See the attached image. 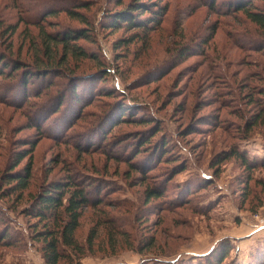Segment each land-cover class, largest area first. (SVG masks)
Instances as JSON below:
<instances>
[{
  "label": "rangeland",
  "instance_id": "1",
  "mask_svg": "<svg viewBox=\"0 0 264 264\" xmlns=\"http://www.w3.org/2000/svg\"><path fill=\"white\" fill-rule=\"evenodd\" d=\"M137 1L0 0V56L54 68L0 75V264H45L24 210L68 175L101 185L59 264H189L228 242L222 264H248L264 244V26L224 6L236 0ZM73 31L86 56L47 37ZM233 147L256 162L224 158ZM30 148L27 187L5 196L2 173Z\"/></svg>",
  "mask_w": 264,
  "mask_h": 264
},
{
  "label": "trees",
  "instance_id": "2",
  "mask_svg": "<svg viewBox=\"0 0 264 264\" xmlns=\"http://www.w3.org/2000/svg\"><path fill=\"white\" fill-rule=\"evenodd\" d=\"M135 3H138V1L133 0L130 6H134ZM208 4L210 8L218 9L221 3L220 0H212V2H208ZM230 4L226 5L224 3V6H228L231 9L233 8L236 10H242L243 12H245L246 16L255 24L264 26V12L249 9L250 6H253L252 0H236L232 1V3ZM124 14V12L120 13L119 16L117 14L116 17L120 19H116L115 17L114 20L118 23L120 20H122V23L127 24L128 26L135 24L133 23V16L131 18H127L128 13L127 17H125ZM158 17L159 15L157 16V18ZM156 21L157 19L154 20V22ZM136 25L140 26L141 29L146 27L145 22L138 23ZM83 36L84 33H82L81 31H73L64 35H52L51 33H47L48 39H52L57 43L60 42L63 44H67V49H70V52L73 55L78 56L86 55L80 48H77V46H69L68 41L70 39L75 40ZM6 58L8 57L5 55L0 56V75L4 73L5 67L6 69L10 68V70H12L11 74H13L14 72H19V75L22 76L21 79L24 84L29 83L32 79L34 80L40 77L44 79L43 81H46L48 80V77L46 76H49V72L51 71V69H54L50 67H30V69L28 68L29 66L24 67L21 61L17 59H10L7 61L4 60ZM56 76L58 75L56 74ZM72 92H74V90ZM61 99L62 98L58 99L57 104L55 105L56 107H54L55 109H52V111H50L51 114H54L55 111H57L56 109ZM75 103L78 104V101H75ZM48 117L51 116L48 115ZM259 117H261L260 113L258 114V116H255L252 124H255ZM35 126L37 128H41L40 121ZM164 142V140L161 141V143L163 144L162 147H165ZM143 144L144 143H142V146ZM160 149L156 150L155 154H158ZM222 156H224V158L231 156L240 159L243 161V164L248 167H250V165L252 166L256 162V160L252 161L253 159H248L249 157L247 156V154L236 147L231 148L228 155L222 154ZM24 158H26V162L24 163L21 170L14 169ZM30 158L31 148L28 150L24 149L22 151H16L13 154L7 171L2 173L1 176V178L3 179L2 181L7 183V187L4 189L5 196L13 192H16L18 193V195H20L21 192L27 187L31 171ZM100 185L101 183L97 185L96 179H81L76 178L73 175H68L67 179L63 181H54L48 183L44 188L41 189L39 193H37V196L33 198V203L24 210V213L27 216H29L30 218H34L36 222L42 224L38 229H36V227L32 228V226H30V228L32 229V238L35 239V241L40 242L39 249L41 251V255L44 259L45 264H59L60 259H69V253H66L65 249L68 247H77V243L74 238V231L78 226L81 210L84 206L93 205L98 202L99 199L96 197V195H98L97 190H99L98 188ZM89 186H91L92 189H95L97 187L96 190H94L95 195H93V200L91 198L92 196L90 197V192L88 189ZM161 192L162 191L159 189L156 190L152 188L147 191L146 195L148 196V198H151L160 196ZM95 198L97 199L95 200ZM9 234L10 232L8 233V229H5L2 232V236L0 237V243L6 242L7 236ZM224 241L228 242L226 239H224L219 241V243L224 244ZM151 244L152 242L147 246H150ZM227 244V246L223 245L222 249L218 247L215 249L214 247L211 248L207 253L200 255L199 259H196L194 261L192 260L191 262H189V264H222V262L226 259V256L229 254L230 248L233 247L230 242H228ZM257 248L258 249L255 250L254 254H250L248 264L263 263L259 258L261 256L264 257V244L261 247ZM141 261L143 264H149V261ZM174 262L175 260H171V263Z\"/></svg>",
  "mask_w": 264,
  "mask_h": 264
},
{
  "label": "crops",
  "instance_id": "3",
  "mask_svg": "<svg viewBox=\"0 0 264 264\" xmlns=\"http://www.w3.org/2000/svg\"><path fill=\"white\" fill-rule=\"evenodd\" d=\"M258 229H254L255 231H258L259 229H260V227H257ZM254 230H252V232L254 231Z\"/></svg>",
  "mask_w": 264,
  "mask_h": 264
}]
</instances>
